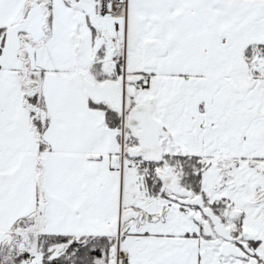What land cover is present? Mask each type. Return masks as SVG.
<instances>
[{
    "label": "snow or ice",
    "instance_id": "snow-or-ice-1",
    "mask_svg": "<svg viewBox=\"0 0 264 264\" xmlns=\"http://www.w3.org/2000/svg\"><path fill=\"white\" fill-rule=\"evenodd\" d=\"M0 264H264V0H0Z\"/></svg>",
    "mask_w": 264,
    "mask_h": 264
}]
</instances>
